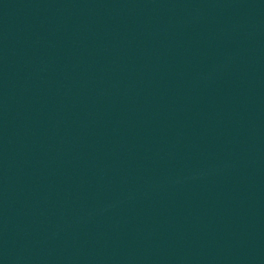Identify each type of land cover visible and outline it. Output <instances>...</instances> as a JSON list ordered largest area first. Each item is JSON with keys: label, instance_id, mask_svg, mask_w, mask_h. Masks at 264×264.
I'll use <instances>...</instances> for the list:
<instances>
[{"label": "water", "instance_id": "water-1", "mask_svg": "<svg viewBox=\"0 0 264 264\" xmlns=\"http://www.w3.org/2000/svg\"><path fill=\"white\" fill-rule=\"evenodd\" d=\"M0 264H264V0H0Z\"/></svg>", "mask_w": 264, "mask_h": 264}]
</instances>
